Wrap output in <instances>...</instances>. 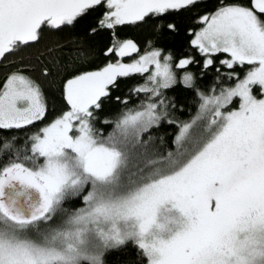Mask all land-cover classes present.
<instances>
[{
	"label": "snow or ice",
	"instance_id": "snow-or-ice-1",
	"mask_svg": "<svg viewBox=\"0 0 264 264\" xmlns=\"http://www.w3.org/2000/svg\"><path fill=\"white\" fill-rule=\"evenodd\" d=\"M117 253L264 264V0H0V264Z\"/></svg>",
	"mask_w": 264,
	"mask_h": 264
},
{
	"label": "trees",
	"instance_id": "trees-1",
	"mask_svg": "<svg viewBox=\"0 0 264 264\" xmlns=\"http://www.w3.org/2000/svg\"><path fill=\"white\" fill-rule=\"evenodd\" d=\"M129 35L133 36V33L131 32V30H129ZM133 38H134V36H133ZM104 39H105V37H100V38H98V42L99 43H103ZM171 47L173 48L174 52H176L177 54L179 53L180 47H179V43L178 42L172 43ZM131 55L133 57L135 56V54H131ZM243 70H244L243 68H240V67L237 68V71H241L242 72ZM137 82H143V81L142 80H138ZM123 91L127 92V89H123ZM117 94H119V93H117ZM174 94H175L174 92H169V95H174ZM131 101L133 103L137 102V97L135 95H132L131 96ZM183 115H185V116L188 115L187 110L184 111ZM100 126L104 127L106 131L108 130V126L103 125V124H101ZM166 131H169V130L168 129H162V132H166ZM20 135L23 136V133H21ZM165 139H167V136L165 137ZM121 258H122V254H119V253H117L113 257H111V259H113V261H114V264H119V261L121 260Z\"/></svg>",
	"mask_w": 264,
	"mask_h": 264
}]
</instances>
